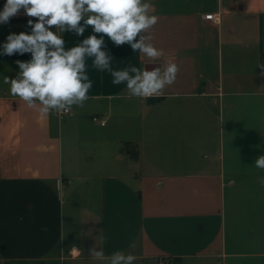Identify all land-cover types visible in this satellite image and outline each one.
<instances>
[{
  "label": "crops",
  "instance_id": "1",
  "mask_svg": "<svg viewBox=\"0 0 264 264\" xmlns=\"http://www.w3.org/2000/svg\"><path fill=\"white\" fill-rule=\"evenodd\" d=\"M147 2L164 52L149 68L179 66L160 97L130 96L86 57L84 106L41 113L3 82L31 54L0 55V264H102L93 248L134 264H264V0ZM29 19L0 24V52ZM90 35L63 33L65 49ZM104 39L114 70L150 64Z\"/></svg>",
  "mask_w": 264,
  "mask_h": 264
},
{
  "label": "clouds",
  "instance_id": "2",
  "mask_svg": "<svg viewBox=\"0 0 264 264\" xmlns=\"http://www.w3.org/2000/svg\"><path fill=\"white\" fill-rule=\"evenodd\" d=\"M153 7L147 0H6L0 10V24H7L21 10L36 21H27L30 34L20 32L6 37L0 55L29 53L31 59L15 61L21 71L14 79L4 77L3 82L10 85L11 95L18 96L29 108H36L38 102L41 113L69 111L72 106L82 108L92 87L85 63V58L91 57L93 67L110 72L113 84L125 83L130 96L160 95L175 82L179 66L169 61L167 67L161 64L152 70L145 68L147 63L142 68L114 70L113 57L105 50L104 39L107 37L116 46L128 44L134 52L148 58L150 64H157L152 61L164 52L150 42L149 30L159 19L150 13ZM85 26H91L94 33L100 34L99 38L90 35L66 50L62 34L84 36ZM53 27L55 31L51 30ZM257 66L264 70V64ZM254 166L264 171V155L256 158ZM258 183L264 187V176L258 177ZM91 257L102 264H134L137 259L134 254L120 251L106 257L102 248H93Z\"/></svg>",
  "mask_w": 264,
  "mask_h": 264
},
{
  "label": "built area",
  "instance_id": "3",
  "mask_svg": "<svg viewBox=\"0 0 264 264\" xmlns=\"http://www.w3.org/2000/svg\"><path fill=\"white\" fill-rule=\"evenodd\" d=\"M214 15H216V14H214V13H208V14L205 15V17L206 18H209V19H213V18H215ZM162 95H164V92L162 94H160V95L152 96V97H148V98L160 97ZM60 112H62V113H69L70 110L69 111H60ZM93 118L96 119V120H100L102 123L105 121L104 118L99 117V116H94ZM160 263L162 264L163 262L161 261Z\"/></svg>",
  "mask_w": 264,
  "mask_h": 264
},
{
  "label": "trees",
  "instance_id": "4",
  "mask_svg": "<svg viewBox=\"0 0 264 264\" xmlns=\"http://www.w3.org/2000/svg\"><path fill=\"white\" fill-rule=\"evenodd\" d=\"M155 98H157V97H155ZM124 148L126 149V147H124ZM129 152H130V154L132 156H136L137 155V152L135 151V149H130Z\"/></svg>",
  "mask_w": 264,
  "mask_h": 264
},
{
  "label": "water",
  "instance_id": "5",
  "mask_svg": "<svg viewBox=\"0 0 264 264\" xmlns=\"http://www.w3.org/2000/svg\"><path fill=\"white\" fill-rule=\"evenodd\" d=\"M152 64H148L147 66H146V69L147 70H151L149 67L151 66Z\"/></svg>",
  "mask_w": 264,
  "mask_h": 264
}]
</instances>
